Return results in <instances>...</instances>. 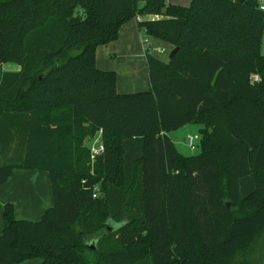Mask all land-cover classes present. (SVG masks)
I'll return each instance as SVG.
<instances>
[{
    "label": "trees",
    "instance_id": "obj_1",
    "mask_svg": "<svg viewBox=\"0 0 264 264\" xmlns=\"http://www.w3.org/2000/svg\"><path fill=\"white\" fill-rule=\"evenodd\" d=\"M166 1L0 0V186L45 171L53 197L36 222L3 203L0 264H253L240 254L264 231V14ZM163 11L138 24L175 56L148 54L149 91L119 95L96 49ZM190 124L200 153L184 156L168 134Z\"/></svg>",
    "mask_w": 264,
    "mask_h": 264
},
{
    "label": "crops",
    "instance_id": "obj_2",
    "mask_svg": "<svg viewBox=\"0 0 264 264\" xmlns=\"http://www.w3.org/2000/svg\"><path fill=\"white\" fill-rule=\"evenodd\" d=\"M234 1L251 7H256L258 3V0ZM166 3L167 6L187 8L191 2L190 0H167ZM143 5V3H139L141 7ZM154 16L147 15L128 21L121 27L117 40L107 45L99 46L96 49V68L100 71L115 72L116 92L119 95H131L149 91L148 54L164 63L170 61L169 55L175 49L171 44L152 37H149L148 46L143 42L145 35L138 23L140 20L153 19ZM166 17L164 11L161 15H158V19ZM147 48H150V51ZM261 53L264 55L262 49ZM17 67V70H5L3 65V70L19 71L20 67ZM169 134L168 137L171 139ZM101 138L102 133L99 131L97 133V141L101 142ZM172 142L174 143L173 140ZM3 203L14 205L15 218L17 220L39 221L45 211L53 206L49 174L39 170H15L9 181L5 185L0 186V234L4 226ZM21 264H41V260L32 259Z\"/></svg>",
    "mask_w": 264,
    "mask_h": 264
},
{
    "label": "rangeland",
    "instance_id": "obj_3",
    "mask_svg": "<svg viewBox=\"0 0 264 264\" xmlns=\"http://www.w3.org/2000/svg\"><path fill=\"white\" fill-rule=\"evenodd\" d=\"M145 39H146V41H145ZM149 41H150L149 37L145 36L143 38V42H145L146 46H148ZM147 49L150 51V48H147ZM262 51L264 52V43L262 46ZM4 69L5 70H17L18 67L14 64H7V65H4ZM2 70H3V66H2ZM200 128H202V126L190 124V125H186L180 129H178L177 131H174V132L169 134V136L174 141L178 151L181 154H183L185 156H194V155H198L200 153L199 142H200V138H202V136L200 134ZM190 137L194 138V144H195L194 150H192L188 145V139ZM98 143H99V141H97V134H96L94 138H91L89 140L86 139L84 142V146H86L90 150L94 145H97ZM75 154H76V151H75ZM94 162H95V160L93 161L90 158L89 166H92L94 164ZM70 168H72V167H70ZM81 183L86 184V183H88V181L83 180ZM93 185H94V190L96 192V196L100 197L101 196L100 184L98 182H95ZM90 241L91 240L89 239L88 242H90ZM240 257H241V259L246 257V259L250 260L253 264H263V259H264V231H263V233H261L260 236H258L256 242L251 246V249H249L247 253L242 252L240 254Z\"/></svg>",
    "mask_w": 264,
    "mask_h": 264
},
{
    "label": "built area",
    "instance_id": "obj_4",
    "mask_svg": "<svg viewBox=\"0 0 264 264\" xmlns=\"http://www.w3.org/2000/svg\"><path fill=\"white\" fill-rule=\"evenodd\" d=\"M257 7L260 11L263 12L264 14V0H258V3H257ZM153 19H158V15H155ZM146 41V40H145ZM253 80L258 82L260 79L258 76H254L253 77ZM188 145L189 147L194 150L195 149V144H194V138L193 137H190L188 139ZM104 151V147H103V144L102 142H99L97 145H94L91 149H90V158L91 160H96V158L101 155ZM94 197H96V195H94Z\"/></svg>",
    "mask_w": 264,
    "mask_h": 264
},
{
    "label": "water",
    "instance_id": "obj_5",
    "mask_svg": "<svg viewBox=\"0 0 264 264\" xmlns=\"http://www.w3.org/2000/svg\"><path fill=\"white\" fill-rule=\"evenodd\" d=\"M177 50H178V48H175L174 50H172V52H171L170 55H169V60L173 59V57L175 56ZM94 248H95L94 245H91V246H90V249H94Z\"/></svg>",
    "mask_w": 264,
    "mask_h": 264
}]
</instances>
